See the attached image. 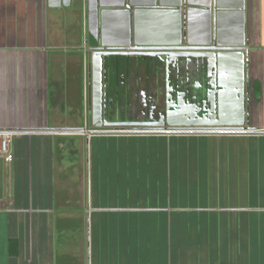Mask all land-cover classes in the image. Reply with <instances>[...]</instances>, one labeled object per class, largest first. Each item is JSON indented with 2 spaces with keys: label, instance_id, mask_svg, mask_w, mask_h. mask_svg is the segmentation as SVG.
Wrapping results in <instances>:
<instances>
[{
  "label": "crops",
  "instance_id": "crops-1",
  "mask_svg": "<svg viewBox=\"0 0 264 264\" xmlns=\"http://www.w3.org/2000/svg\"><path fill=\"white\" fill-rule=\"evenodd\" d=\"M99 1L96 49L89 0H0V134H12L13 156L0 152V264H264V0L223 21L226 44L245 42L250 91L245 125L229 133L96 125L94 53L175 39L172 16L127 18L121 0ZM165 71L147 81L160 103ZM139 82L131 75L121 90Z\"/></svg>",
  "mask_w": 264,
  "mask_h": 264
},
{
  "label": "water",
  "instance_id": "water-1",
  "mask_svg": "<svg viewBox=\"0 0 264 264\" xmlns=\"http://www.w3.org/2000/svg\"><path fill=\"white\" fill-rule=\"evenodd\" d=\"M71 0H49L53 8L69 7ZM99 0H89V42L94 48L99 45V29L97 22ZM127 18L133 14L137 18L144 12L164 13L175 21V39L168 45L147 46L135 43L133 48H125L120 52L97 51L92 56V95L91 106L94 122H102L107 116L108 88L111 83L110 71L121 67H138L139 58L150 60L155 71H167V93L171 90H186L189 99L207 108L195 114L204 119L209 116L214 120L200 127H218L226 129H242L247 118V102L250 91L247 81V60L244 53L245 42L238 45L226 44L222 31L223 21L228 15L240 19L243 16L244 0H235L234 4L225 0H204L202 4L193 0H179L173 7L158 3L142 5L137 0H121ZM200 14V28L193 29V16ZM237 19V20H238ZM199 37L202 40L198 41ZM131 47V35L127 37ZM181 70L185 73L181 74ZM172 71V72H170ZM172 75L173 80H170ZM172 98V97H171ZM168 97V99H171ZM227 104V109L224 107ZM231 104V105H230ZM238 116L237 120H227L225 116ZM172 115L167 123L151 125L152 127H191L193 124L174 122ZM106 128H134L138 124H104Z\"/></svg>",
  "mask_w": 264,
  "mask_h": 264
},
{
  "label": "flooded vegetation",
  "instance_id": "flooded-vegetation-1",
  "mask_svg": "<svg viewBox=\"0 0 264 264\" xmlns=\"http://www.w3.org/2000/svg\"><path fill=\"white\" fill-rule=\"evenodd\" d=\"M138 67L114 69L110 71L111 83L108 88L109 100L107 101V116L102 122L101 129L111 131L113 133H140L148 130H163V131H179L180 133L192 132H212L218 127H200L201 124H209L214 122L212 118L206 116L204 119L195 117V114L204 109H210L209 104L204 106L197 104L189 99L186 90L181 91L171 90V93L166 92L165 101L160 103L157 99L158 93H151V89L147 86V81L150 79L151 72L155 73L150 66L148 58H139ZM166 76H167V71ZM172 72V71H170ZM185 71L181 70V74ZM136 74L140 79L139 85L132 90L127 89L123 92L121 87L129 82L131 75ZM126 77V78H125ZM172 81V75L170 77ZM140 84L142 86H140ZM156 95V97H155ZM113 97L117 99L113 100ZM168 97H172L168 99ZM172 115L174 122L183 124H193L197 126L191 127H152L151 125H162L167 123V118ZM138 124L139 127L134 128H106L104 124ZM101 123L97 122L99 126ZM230 130V129H227Z\"/></svg>",
  "mask_w": 264,
  "mask_h": 264
},
{
  "label": "built area",
  "instance_id": "built-area-1",
  "mask_svg": "<svg viewBox=\"0 0 264 264\" xmlns=\"http://www.w3.org/2000/svg\"><path fill=\"white\" fill-rule=\"evenodd\" d=\"M216 131V130H213ZM221 132H232V130H219ZM146 132H164L163 130H152V131H146ZM170 133H180L179 131H167ZM192 133H201V132H192ZM202 133H208V132H202ZM12 134L8 133H4V134H0L1 137V143H0V152L3 155V157L5 158L6 162H12L13 160V156L10 153V138H11Z\"/></svg>",
  "mask_w": 264,
  "mask_h": 264
},
{
  "label": "rangeland",
  "instance_id": "rangeland-1",
  "mask_svg": "<svg viewBox=\"0 0 264 264\" xmlns=\"http://www.w3.org/2000/svg\"><path fill=\"white\" fill-rule=\"evenodd\" d=\"M59 69L61 70V68H59ZM57 86H59V87L61 86V87H62V83L59 82V83L57 84ZM61 87H60V88H61ZM79 89H80V88L77 89V90H78V93H79ZM61 94H62V91L59 92V95H58V96H59L60 98L57 99V101H58V100H61ZM77 97H79V94H77ZM61 111H62V112H65V110H61ZM66 111H68V110H66ZM89 220H90V218H89ZM88 240L90 241V236H89ZM89 247H90V250H91V244H90V242H89Z\"/></svg>",
  "mask_w": 264,
  "mask_h": 264
}]
</instances>
